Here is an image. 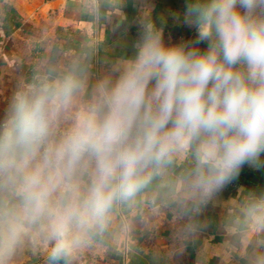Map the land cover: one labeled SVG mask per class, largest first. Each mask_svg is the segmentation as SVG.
<instances>
[{
    "label": "clouds",
    "instance_id": "1",
    "mask_svg": "<svg viewBox=\"0 0 264 264\" xmlns=\"http://www.w3.org/2000/svg\"><path fill=\"white\" fill-rule=\"evenodd\" d=\"M167 18L190 35L165 39ZM178 162L185 207L264 168V0L149 8L98 71L86 52L38 62L0 106V264H71Z\"/></svg>",
    "mask_w": 264,
    "mask_h": 264
},
{
    "label": "crops",
    "instance_id": "2",
    "mask_svg": "<svg viewBox=\"0 0 264 264\" xmlns=\"http://www.w3.org/2000/svg\"><path fill=\"white\" fill-rule=\"evenodd\" d=\"M182 0H0V106L42 61L60 64L90 53L93 70L126 54L145 10L153 18ZM165 39L191 30L167 18ZM184 162L158 177L144 202L118 213L112 230L77 254L71 264H257L264 255V200L231 178L202 201L185 207L180 191ZM245 168H253L245 165ZM123 217V219H122ZM25 249L16 264H32Z\"/></svg>",
    "mask_w": 264,
    "mask_h": 264
},
{
    "label": "water",
    "instance_id": "3",
    "mask_svg": "<svg viewBox=\"0 0 264 264\" xmlns=\"http://www.w3.org/2000/svg\"><path fill=\"white\" fill-rule=\"evenodd\" d=\"M234 178L249 191L255 201L264 200V168L242 167Z\"/></svg>",
    "mask_w": 264,
    "mask_h": 264
}]
</instances>
